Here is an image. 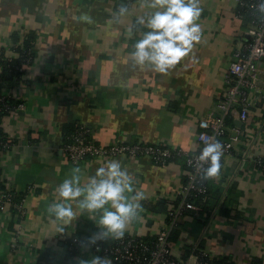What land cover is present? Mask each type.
<instances>
[{
    "label": "crops",
    "instance_id": "1",
    "mask_svg": "<svg viewBox=\"0 0 264 264\" xmlns=\"http://www.w3.org/2000/svg\"><path fill=\"white\" fill-rule=\"evenodd\" d=\"M152 2L0 0L3 55L16 57L15 33L16 43L33 36L35 50L21 79L3 87L14 102L22 103L1 117L9 147L0 153V172L3 187L21 200L23 214L8 205L0 210V264H40L42 254L60 262L72 237L84 242L75 257L78 264L98 256L89 238L100 230L99 212L78 210L76 218L61 224L47 211L58 198L57 185L74 166L82 169L86 183L105 160L118 159L132 174L134 190L144 192L138 216L125 232L151 240L164 226L166 211L157 205L177 197L184 157L165 165L126 156L74 165L61 149L70 130L83 124L101 145L143 142L191 153L198 147L199 119L221 114L216 105L229 64L248 38L249 26L238 15L236 1L199 0L201 38L165 73L136 65L130 55L147 30L136 18L154 11ZM121 5L128 12L116 17ZM258 88L247 93L248 118L230 116L241 133L222 159L219 174L210 177L221 189L216 205L208 216L185 214L178 220L170 238L178 255H190L196 244L232 264H264V171L254 163L257 156L264 159V56Z\"/></svg>",
    "mask_w": 264,
    "mask_h": 264
},
{
    "label": "built area",
    "instance_id": "2",
    "mask_svg": "<svg viewBox=\"0 0 264 264\" xmlns=\"http://www.w3.org/2000/svg\"><path fill=\"white\" fill-rule=\"evenodd\" d=\"M126 4L138 3L140 0H124ZM239 9H243L249 15L248 38L242 46L233 54L226 76L225 87L217 102V108L221 114L210 119L201 118L198 121L196 141L198 147L191 153L183 151L175 146L162 144H148L143 142H115L110 145L97 143L89 134L83 124H78L69 134L61 149L68 160L77 165L87 159L109 158L126 156L130 158L147 157L153 163L165 165L175 157H184L185 180L177 189L178 202L166 211V221L151 240L124 233L119 238H109V240H97L92 247L98 256H107L112 264H209L208 258L213 257L206 249L193 245L188 256L174 253L169 234L172 228L177 226L178 216L183 210H193L196 216L199 215V206L188 200L191 195L203 193L205 187L202 183L203 169L207 164L200 162L197 157L205 144L218 140L223 145L222 159L229 154L234 145L239 141L241 129L235 125H227L226 117L236 115L238 119L245 121L248 118V104L246 96L249 91L259 90L258 77L260 74V62L264 56V13L257 10V0H235ZM238 15L242 17L241 13ZM21 64L14 65V69L25 71L32 62L31 50L21 56ZM5 59V60H4ZM0 48V61H6ZM0 63V70H1ZM11 100V102H8ZM22 107L21 102H14L12 97L1 90L0 92V112L10 111ZM9 147V142H0V149L3 151ZM0 151V153H1ZM256 166L264 171V159L261 156L254 158ZM4 183L0 172V186ZM3 186V185H2ZM12 207L20 215L23 208L20 199H16V194L11 189L0 188V210L5 207ZM84 244L77 237L69 239L67 254L70 255L69 264H78L75 257L78 248ZM44 264V263H40Z\"/></svg>",
    "mask_w": 264,
    "mask_h": 264
},
{
    "label": "clouds",
    "instance_id": "3",
    "mask_svg": "<svg viewBox=\"0 0 264 264\" xmlns=\"http://www.w3.org/2000/svg\"><path fill=\"white\" fill-rule=\"evenodd\" d=\"M150 7L154 11L136 18V23L147 30L134 43L130 55L136 65H147L165 73L187 56L200 40L197 20L202 9L199 0H153ZM257 10L264 13V0H257ZM127 12L128 8L121 5L115 16ZM128 32L131 35L133 28ZM222 155L223 145L218 140L201 149L197 159L207 164L203 169L205 178L219 174ZM82 179V169L74 166L71 174L57 185L58 198L48 205V213L63 224L76 218L78 210L99 212L96 224L100 230L89 238V242L94 244L98 239L122 237L128 225L137 218L144 198L143 191L134 190L132 174L118 159H108L96 168L86 183H82ZM58 232H63V228ZM79 264H112V261L107 256L93 255Z\"/></svg>",
    "mask_w": 264,
    "mask_h": 264
},
{
    "label": "trees",
    "instance_id": "4",
    "mask_svg": "<svg viewBox=\"0 0 264 264\" xmlns=\"http://www.w3.org/2000/svg\"><path fill=\"white\" fill-rule=\"evenodd\" d=\"M238 12L241 13L242 19H244V21H248L249 15L247 13H245L243 11V9H238ZM18 39H19V35L16 33L13 34L12 42L14 43L13 48H14V51L16 52V57H14L12 59H7L6 61H4L5 59L0 61L1 65H2L1 70H0V92H1V90L5 84L10 83V82L15 83L21 79V74L23 71H18V70L14 69V65L21 64V62H22L21 56L26 54V52L28 50H31V54L34 57V53H35L34 51L35 50H34L33 36L28 34L25 38L22 39V41L20 43H18V42L16 43V41H18ZM8 102H11V100H9ZM4 114H6V113L0 112V122H1V117ZM225 123L227 125H233L234 124L233 120H232V118H230V116L226 117ZM74 129H75V127L70 130L69 134ZM4 141H8V139L5 136V133L2 130L1 125H0V142H4ZM0 151H1V149H0ZM180 157H182V156L175 157L174 159H177ZM185 168H186V166H185ZM186 170H187V168L185 169V173H186ZM183 177H184L183 178V181H184L185 175ZM202 183L205 187V191L203 193H198L196 195L189 196L188 200L192 201L195 205L199 206V208H200L199 214L202 215L203 213H206L208 216V214L210 213V210H212V208L217 203L221 189H220V187L213 184L211 182L210 178H205V176H203ZM0 188L3 189L4 187L1 185ZM178 199L179 198L176 197L174 200L169 201V202L166 200H161L158 202V205H157L158 209L168 211L171 207H173L178 202ZM194 212L195 211L188 210V209L183 210L182 213L178 216L177 226H179L178 220H180V218L182 216H184L185 214H191L195 217L196 215L194 214ZM221 212L227 213V210L221 209ZM175 228H178V227H175ZM175 228L171 229L170 234H169V238L175 237V235H176V233L174 231ZM67 242H68L67 244H69V240ZM68 257L70 258V255L66 254L65 257L62 259V261L54 262L49 257V255L42 254L41 255V261L44 264H69L68 263V259H69ZM208 262H209V264H232L226 256L209 257Z\"/></svg>",
    "mask_w": 264,
    "mask_h": 264
}]
</instances>
